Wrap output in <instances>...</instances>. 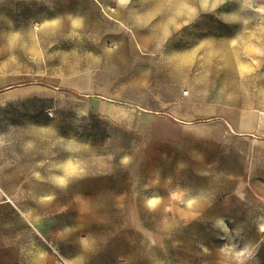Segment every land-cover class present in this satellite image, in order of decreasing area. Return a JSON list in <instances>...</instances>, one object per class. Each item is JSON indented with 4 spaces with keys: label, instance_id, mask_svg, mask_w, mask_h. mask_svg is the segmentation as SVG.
I'll return each instance as SVG.
<instances>
[{
    "label": "rangeland",
    "instance_id": "374dc122",
    "mask_svg": "<svg viewBox=\"0 0 264 264\" xmlns=\"http://www.w3.org/2000/svg\"><path fill=\"white\" fill-rule=\"evenodd\" d=\"M0 227L43 264H264V0H0Z\"/></svg>",
    "mask_w": 264,
    "mask_h": 264
},
{
    "label": "crops",
    "instance_id": "0c3cea01",
    "mask_svg": "<svg viewBox=\"0 0 264 264\" xmlns=\"http://www.w3.org/2000/svg\"><path fill=\"white\" fill-rule=\"evenodd\" d=\"M0 264H43L40 253L26 247L23 239H12L0 227Z\"/></svg>",
    "mask_w": 264,
    "mask_h": 264
},
{
    "label": "bare ground",
    "instance_id": "6f19581e",
    "mask_svg": "<svg viewBox=\"0 0 264 264\" xmlns=\"http://www.w3.org/2000/svg\"><path fill=\"white\" fill-rule=\"evenodd\" d=\"M233 119H234V121H235V120L237 119V117H236V116H233ZM233 119H232V120H233ZM157 199H158L157 196H152V197L149 198V201H151L152 203H156ZM60 264H70V263L67 262V261H65V260H62V261L60 262Z\"/></svg>",
    "mask_w": 264,
    "mask_h": 264
},
{
    "label": "built area",
    "instance_id": "2783aa9c",
    "mask_svg": "<svg viewBox=\"0 0 264 264\" xmlns=\"http://www.w3.org/2000/svg\"><path fill=\"white\" fill-rule=\"evenodd\" d=\"M48 114L51 116L52 115V112H48Z\"/></svg>",
    "mask_w": 264,
    "mask_h": 264
}]
</instances>
